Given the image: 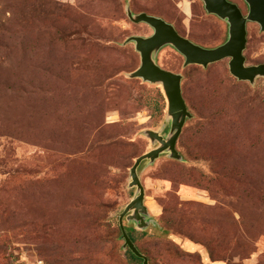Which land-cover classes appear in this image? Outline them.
<instances>
[{"label":"rangeland","instance_id":"obj_1","mask_svg":"<svg viewBox=\"0 0 264 264\" xmlns=\"http://www.w3.org/2000/svg\"><path fill=\"white\" fill-rule=\"evenodd\" d=\"M128 10L204 48L229 37L202 0H0V264H142L119 218L130 169L159 146L145 131L167 139L172 120L162 85L130 77L127 40L154 30ZM247 31L246 65L264 64V32ZM155 61L182 75L191 118L182 160L138 168L150 225L126 231L149 264H264V78L239 81L229 59L185 66L171 45Z\"/></svg>","mask_w":264,"mask_h":264},{"label":"water","instance_id":"obj_2","mask_svg":"<svg viewBox=\"0 0 264 264\" xmlns=\"http://www.w3.org/2000/svg\"><path fill=\"white\" fill-rule=\"evenodd\" d=\"M205 9L227 21L229 37L225 43L215 48H204L182 36L176 28L162 18L146 13L134 15L128 10V17L134 23H146L153 28L152 36L144 38L130 37L127 43L134 42L140 53L141 65L130 74L131 78L142 79L144 82L161 84L168 104V115L171 118L169 137L165 139L159 132L145 131V135L159 146L150 152L138 157L130 169V187L137 188V196L120 214L119 225L124 247L128 248L142 264H149L148 258L143 255L130 238L124 226V219L135 222L145 230L149 227L148 210L145 206V190L138 176V168L142 162H154L161 154L168 152L174 160H182L176 145L182 133L185 122L191 118L186 101L182 94V75L161 68L155 61L156 53L164 46H173L184 58L185 66L198 65L207 68L209 65L229 59V70L232 76L242 82L255 83L259 77L264 78V64L246 65L244 51L247 45V25L257 23L264 32V0H246L248 14L244 15L241 8L229 0H202Z\"/></svg>","mask_w":264,"mask_h":264},{"label":"trees","instance_id":"obj_3","mask_svg":"<svg viewBox=\"0 0 264 264\" xmlns=\"http://www.w3.org/2000/svg\"><path fill=\"white\" fill-rule=\"evenodd\" d=\"M161 99L164 101L163 96L161 95ZM120 226V225H119ZM127 232L132 239V241L136 244V239L134 237V229L133 228H127ZM131 258H133L136 261H142L141 259L137 258L131 251H129Z\"/></svg>","mask_w":264,"mask_h":264}]
</instances>
